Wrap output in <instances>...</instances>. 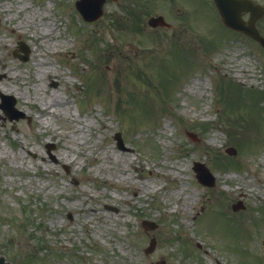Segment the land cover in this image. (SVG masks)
I'll list each match as a JSON object with an SVG mask.
<instances>
[{
    "label": "rangeland",
    "instance_id": "rangeland-1",
    "mask_svg": "<svg viewBox=\"0 0 264 264\" xmlns=\"http://www.w3.org/2000/svg\"><path fill=\"white\" fill-rule=\"evenodd\" d=\"M76 1L0 0V57L17 68L15 90L0 89V103L15 100L12 117L0 106V254L13 264H264V53L225 32L206 0H105L95 20ZM158 14L173 27L149 26ZM46 22L56 26L43 35ZM39 57L57 77L42 82ZM53 91L61 101L42 114ZM64 147L74 162L59 159ZM107 150L133 159L117 165ZM195 161L215 185L198 181ZM125 167L135 181L120 179Z\"/></svg>",
    "mask_w": 264,
    "mask_h": 264
},
{
    "label": "bare ground",
    "instance_id": "bare-ground-1",
    "mask_svg": "<svg viewBox=\"0 0 264 264\" xmlns=\"http://www.w3.org/2000/svg\"><path fill=\"white\" fill-rule=\"evenodd\" d=\"M26 4H28V3H22L21 6L19 5V8L22 9L23 6L26 5ZM6 8H9V6H6ZM54 26H56L55 22L54 23H51V22L44 23L43 24L42 34L46 35V34L52 33V29L54 28ZM7 27L11 28V30L14 31V32L20 33V35L23 34L26 37H30L31 36V35L25 34L24 31L22 30V28L17 26V25L11 24V25H8ZM41 39H42L41 36H38V40H41ZM56 44H57V41H54L53 42V46H55ZM36 50H38V48H36ZM124 51H125V53L127 52L126 55L131 53L130 47H125L124 46ZM44 60H46V59H44ZM42 61H43V59L41 57H39L35 61V65L37 67L36 73L40 74V77L45 72L47 74L50 73L52 76L54 75L55 77H57L58 75L55 74L56 71H57L56 63H50L48 65H44ZM16 69H17L16 67H11L9 65V60L6 57H3V56L0 57V71H3L5 73L4 79H3L2 83H1V87H0L1 90H3V91L15 90L14 87L12 86L11 81L15 77V74H17L15 72H13ZM41 80L43 82V78L42 77H41ZM17 82H19V80ZM198 84H199V82H197V81L194 83V85H198ZM198 88H199V85H198ZM60 101L61 100H60L59 96L55 93V91H53L52 94L50 95L49 102L47 104L43 105V106L41 105L38 108V110L42 114L51 113L52 110H53L52 109L53 108V104L54 103H59ZM62 102L63 103H70V101H68L67 99L66 100L63 99ZM85 124L89 125L86 121H85ZM51 130H54V129H51ZM53 132H54L55 137L59 134V131H53ZM72 149H73V147H69V150H68V148L64 147V152H62L59 155V159H61L62 161H66L68 163L74 162L76 160L75 158H72V159L69 158L68 159V155L72 151ZM104 156H109L110 157L109 158V162H111L113 160L117 165H119V164L123 165L125 163H129V161H131L133 159V156L130 155L129 153H125V154H122V155H119V154L116 155V153L114 151H111V150L105 151ZM98 169H99V166H98ZM125 169H126V172L123 175H119L120 179H128L130 181H135L134 180L135 177H133V175L131 174L130 170H127L126 167H125ZM150 184H144L143 183V187H145L148 190L155 187L154 183L152 184L150 182ZM181 188L184 189V185ZM134 189L137 190L138 189L137 186H134ZM189 207H190V205H186L185 206V208H189ZM97 211H98L97 208H95V207L92 208L91 207L89 209V211L87 212L86 216L87 217H93V215L96 214Z\"/></svg>",
    "mask_w": 264,
    "mask_h": 264
},
{
    "label": "water",
    "instance_id": "water-1",
    "mask_svg": "<svg viewBox=\"0 0 264 264\" xmlns=\"http://www.w3.org/2000/svg\"><path fill=\"white\" fill-rule=\"evenodd\" d=\"M103 1L104 0H99V7H101V4H102ZM79 6L81 8V3H79ZM221 6L224 7L222 4H221ZM96 16H99V13ZM90 17L92 18V16H90ZM227 21L229 23H231L230 20H227ZM237 21L239 22V20H237ZM149 23L151 25H157L159 23L163 24V23H165V21L163 20V17L160 16V17H152L149 20ZM238 27L242 28L241 25L238 26ZM243 29H244V26H243ZM229 152L230 153H235L236 149L233 147V148H231L229 150ZM195 169L198 172L197 176H198V178L200 179L201 182H203L204 184H207V185H213L215 183V176L212 174L210 169L208 167H206L204 164L197 163L196 166H195ZM233 207H234V209L238 208V206L236 204ZM150 225L153 227L155 224H150ZM154 247H155V240L153 239L152 242H151L150 247L148 248V251L153 250ZM0 264H10V263L6 262V260H5V258L3 256H0Z\"/></svg>",
    "mask_w": 264,
    "mask_h": 264
},
{
    "label": "flooded vegetation",
    "instance_id": "flooded-vegetation-1",
    "mask_svg": "<svg viewBox=\"0 0 264 264\" xmlns=\"http://www.w3.org/2000/svg\"><path fill=\"white\" fill-rule=\"evenodd\" d=\"M250 3L253 2V9L247 10L244 9L241 11L240 15L243 19L252 26H254L258 32L264 37V0H248ZM249 40H252L254 44L264 50V47L260 43L259 40L253 38L252 36H248Z\"/></svg>",
    "mask_w": 264,
    "mask_h": 264
}]
</instances>
